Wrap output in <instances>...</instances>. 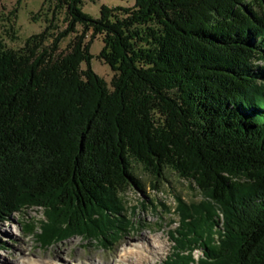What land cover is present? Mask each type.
I'll return each mask as SVG.
<instances>
[{"label": "trees", "instance_id": "trees-1", "mask_svg": "<svg viewBox=\"0 0 264 264\" xmlns=\"http://www.w3.org/2000/svg\"><path fill=\"white\" fill-rule=\"evenodd\" d=\"M129 1L94 19L45 0L41 33L0 40V225L39 209L42 247L106 248L130 228L125 192L144 193L136 163L152 190L169 169L202 197H177L164 264H264V0Z\"/></svg>", "mask_w": 264, "mask_h": 264}, {"label": "rangeland", "instance_id": "rangeland-1", "mask_svg": "<svg viewBox=\"0 0 264 264\" xmlns=\"http://www.w3.org/2000/svg\"><path fill=\"white\" fill-rule=\"evenodd\" d=\"M44 1L0 0V40L6 49L19 50L27 38L41 33L49 25L45 21L49 20L51 9L48 4L44 5ZM132 5L133 2L129 0H82L80 9L96 19L99 17L101 6L114 8ZM66 43L67 40L62 43V49ZM102 46L100 38L94 39L90 48L91 68L98 77L108 83L113 74L110 68L98 59ZM132 173L144 193L133 187L125 192V217L131 225L108 247L104 248L92 240L74 237L44 248L38 241L40 223L44 217L41 210L32 209L23 215L15 214L11 220L0 225V257L35 261L32 264L55 261L64 264H164L172 252L169 232L177 228L179 222L175 211L177 197L186 204L198 203L202 197L191 184L179 179L169 169L165 171L164 180L158 185L157 191L152 190L153 180L141 165L133 163ZM138 242L146 247L150 254L146 253L144 258L133 255L120 260L119 257L125 251H136L134 247ZM157 246H161V250H158ZM140 250L143 252V249ZM200 252L195 253L196 262Z\"/></svg>", "mask_w": 264, "mask_h": 264}, {"label": "bare ground", "instance_id": "bare-ground-1", "mask_svg": "<svg viewBox=\"0 0 264 264\" xmlns=\"http://www.w3.org/2000/svg\"><path fill=\"white\" fill-rule=\"evenodd\" d=\"M154 245V244H153ZM136 247V251H134L135 249H132L130 252L125 251L119 258L120 260H124L127 258H130V256L135 255L136 257L139 258H144L146 256V253H148L147 248L144 247L143 245L140 244V242L137 243V245H135ZM152 247V246H151ZM143 249V252L140 250ZM154 249V248H153ZM158 250H161V246H157ZM124 250V249H123ZM152 250V249H151ZM150 250V251H151ZM150 254V252L148 253ZM119 256V255H118ZM30 261V260H29ZM26 259L23 258H17V259H10V258H4V257H0V264H32L35 261L32 260V262H29ZM136 261V260H135ZM141 261V260H140ZM149 261V260H148ZM49 262V261H48ZM40 263V262H39ZM36 264V263H35ZM46 264H64V262H51V263H46ZM122 264V263H121ZM130 264H135L134 262H130Z\"/></svg>", "mask_w": 264, "mask_h": 264}]
</instances>
